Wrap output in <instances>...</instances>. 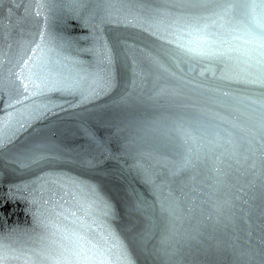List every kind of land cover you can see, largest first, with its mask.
Wrapping results in <instances>:
<instances>
[{
  "label": "snow or ice",
  "instance_id": "6c2138e0",
  "mask_svg": "<svg viewBox=\"0 0 264 264\" xmlns=\"http://www.w3.org/2000/svg\"><path fill=\"white\" fill-rule=\"evenodd\" d=\"M0 104V264H264V0H0Z\"/></svg>",
  "mask_w": 264,
  "mask_h": 264
},
{
  "label": "water",
  "instance_id": "95a60500",
  "mask_svg": "<svg viewBox=\"0 0 264 264\" xmlns=\"http://www.w3.org/2000/svg\"><path fill=\"white\" fill-rule=\"evenodd\" d=\"M123 31L124 35L133 37L134 39H130L129 43H141V42H147L151 40V37L147 36V34L143 33L141 30L138 29H127V30H121ZM86 29H81L79 32H66L65 34L68 36H80L86 34ZM138 70H140L143 74V78L145 82H150L152 77L149 73L147 67L140 63L138 65ZM104 101H97L96 103H103ZM2 104H0V108H2ZM89 107H94V105H90ZM74 111L73 109H67L65 112L56 111L55 115H49L45 119L42 120L40 125H34L36 127H42L44 125H47L49 128L52 129L53 132H55L54 139L59 141L64 147L68 149L78 150L79 147L86 143V139L80 130V127L73 122H69L68 120V113ZM61 120H64L65 123L61 124ZM89 127H91L92 131L96 132L98 136H106L107 131L105 127L101 124L96 123L95 121L91 122L89 124ZM32 129L28 128L26 132L21 133L20 139L23 140L26 136H28L31 133ZM111 167V165H109ZM183 175V173L181 174ZM212 176L213 173L209 171L207 173V179H205L204 183L207 185L212 184ZM105 185L106 188L110 189L113 194H116V184H117V178L112 175H100L99 177H96ZM199 179V177H198ZM227 179V178H226ZM205 191L209 192L210 196L215 199L218 196L221 195L223 192V189H220L219 191L213 192L211 188H205ZM119 200V197H117ZM9 210L13 212V214L8 218V223L12 224L13 221H18L21 224L25 221V214L23 212V206L19 203L15 205H10ZM217 235H222L221 233H217ZM205 243H209V241H205Z\"/></svg>",
  "mask_w": 264,
  "mask_h": 264
}]
</instances>
